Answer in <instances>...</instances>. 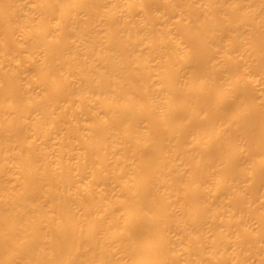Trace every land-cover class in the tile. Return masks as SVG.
<instances>
[{
	"label": "bare ground",
	"instance_id": "1",
	"mask_svg": "<svg viewBox=\"0 0 264 264\" xmlns=\"http://www.w3.org/2000/svg\"><path fill=\"white\" fill-rule=\"evenodd\" d=\"M0 264H264V0H0Z\"/></svg>",
	"mask_w": 264,
	"mask_h": 264
}]
</instances>
